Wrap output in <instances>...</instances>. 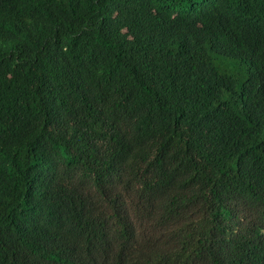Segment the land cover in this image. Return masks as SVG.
Wrapping results in <instances>:
<instances>
[{"label": "trees", "instance_id": "1", "mask_svg": "<svg viewBox=\"0 0 264 264\" xmlns=\"http://www.w3.org/2000/svg\"><path fill=\"white\" fill-rule=\"evenodd\" d=\"M0 264H264V0H0Z\"/></svg>", "mask_w": 264, "mask_h": 264}]
</instances>
